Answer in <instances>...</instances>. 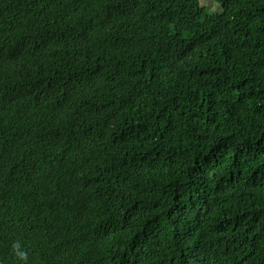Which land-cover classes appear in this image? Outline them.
Wrapping results in <instances>:
<instances>
[{
    "label": "trees",
    "instance_id": "16d2710c",
    "mask_svg": "<svg viewBox=\"0 0 264 264\" xmlns=\"http://www.w3.org/2000/svg\"><path fill=\"white\" fill-rule=\"evenodd\" d=\"M0 0V264H264V0Z\"/></svg>",
    "mask_w": 264,
    "mask_h": 264
},
{
    "label": "rangeland",
    "instance_id": "374dc122",
    "mask_svg": "<svg viewBox=\"0 0 264 264\" xmlns=\"http://www.w3.org/2000/svg\"><path fill=\"white\" fill-rule=\"evenodd\" d=\"M200 3L210 13H223V3L220 0H200Z\"/></svg>",
    "mask_w": 264,
    "mask_h": 264
}]
</instances>
